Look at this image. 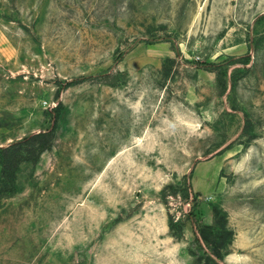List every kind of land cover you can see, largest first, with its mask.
<instances>
[{
    "label": "rangeland",
    "instance_id": "374dc122",
    "mask_svg": "<svg viewBox=\"0 0 264 264\" xmlns=\"http://www.w3.org/2000/svg\"><path fill=\"white\" fill-rule=\"evenodd\" d=\"M0 264H264V0H0Z\"/></svg>",
    "mask_w": 264,
    "mask_h": 264
}]
</instances>
